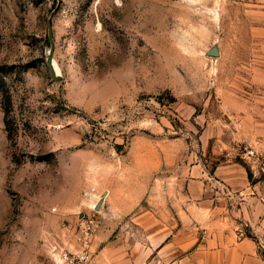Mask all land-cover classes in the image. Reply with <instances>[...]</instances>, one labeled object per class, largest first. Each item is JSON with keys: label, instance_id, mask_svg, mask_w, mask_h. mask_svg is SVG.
<instances>
[{"label": "rangeland", "instance_id": "1", "mask_svg": "<svg viewBox=\"0 0 264 264\" xmlns=\"http://www.w3.org/2000/svg\"><path fill=\"white\" fill-rule=\"evenodd\" d=\"M226 162L264 179V0H0V264L168 260Z\"/></svg>", "mask_w": 264, "mask_h": 264}, {"label": "crops", "instance_id": "2", "mask_svg": "<svg viewBox=\"0 0 264 264\" xmlns=\"http://www.w3.org/2000/svg\"><path fill=\"white\" fill-rule=\"evenodd\" d=\"M206 176L207 170H201L199 179L188 183L194 199H205L198 203L204 213L199 215L197 245L181 246L170 259L153 263L264 264V179L251 177L246 167L235 162L214 169L216 184ZM223 187L228 196L220 191ZM170 250V245L163 246L159 256Z\"/></svg>", "mask_w": 264, "mask_h": 264}, {"label": "built area", "instance_id": "3", "mask_svg": "<svg viewBox=\"0 0 264 264\" xmlns=\"http://www.w3.org/2000/svg\"><path fill=\"white\" fill-rule=\"evenodd\" d=\"M94 224L82 225L73 242L55 246L53 264H91ZM70 232V231H69Z\"/></svg>", "mask_w": 264, "mask_h": 264}, {"label": "water", "instance_id": "4", "mask_svg": "<svg viewBox=\"0 0 264 264\" xmlns=\"http://www.w3.org/2000/svg\"><path fill=\"white\" fill-rule=\"evenodd\" d=\"M212 56H219V50L217 48H213L212 50H210L209 52Z\"/></svg>", "mask_w": 264, "mask_h": 264}]
</instances>
